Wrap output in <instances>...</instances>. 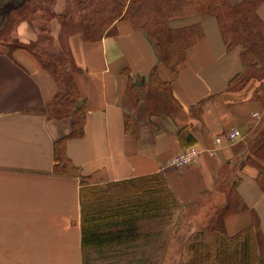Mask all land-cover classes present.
Wrapping results in <instances>:
<instances>
[{"label":"crops","instance_id":"obj_1","mask_svg":"<svg viewBox=\"0 0 264 264\" xmlns=\"http://www.w3.org/2000/svg\"><path fill=\"white\" fill-rule=\"evenodd\" d=\"M52 10L64 16L66 0H54ZM257 13L264 23V2ZM194 24L202 37L185 51L176 77L128 20L117 21L114 33L98 42L70 35L78 104L84 106L78 136H70L73 115L49 119L46 106L58 93L53 76L29 51L8 55L0 45V264H84L82 185L155 175L179 209L207 212L200 222L192 220L195 226H207L226 209L227 237L250 231L264 243V154L256 156L264 146V69L234 89L232 79L244 72L240 47L227 48L214 17L171 22L174 28ZM49 28L52 44L42 49L53 54L58 19ZM14 34L22 44L38 39L26 21ZM154 69L164 86L150 84ZM233 130L238 135L230 142L226 135ZM56 147L76 175L56 171ZM189 147L203 151L196 162L167 166ZM189 255L181 247L174 264ZM160 258L172 264L171 252Z\"/></svg>","mask_w":264,"mask_h":264},{"label":"trees","instance_id":"obj_2","mask_svg":"<svg viewBox=\"0 0 264 264\" xmlns=\"http://www.w3.org/2000/svg\"><path fill=\"white\" fill-rule=\"evenodd\" d=\"M10 1L11 7L6 9L5 5L0 10V45L8 55L16 49L29 51L53 76L58 93L46 106L48 116L49 119H61L73 115L70 136L81 134L84 112L83 104H78L80 95L73 78L78 69L67 44L70 35H79L86 43L98 42L114 33L117 21L128 20L134 28L144 32L154 47L158 62L176 77L185 63V51L202 37V30L199 24L174 28L171 22L193 15L211 16L216 19L227 48L238 46L241 49L244 72L232 79L234 89L248 81L252 60L264 64V23L257 13L264 0H66L64 16L54 14V0ZM54 18L61 25L56 55L42 49L52 44L49 23ZM22 21L37 31L35 42L22 44L13 35ZM150 76L151 85L164 86L158 80L157 69ZM61 153L56 147V171L76 175L77 169ZM256 154H264V146ZM260 182L264 183V166L260 167ZM116 188L119 190L117 197L114 194ZM157 196H165L177 207L164 181L156 175L105 185H82L79 200L83 253L124 244L127 234L135 233L137 222L163 210ZM226 212L222 209L211 217L203 234L188 246L190 255L180 264H264V243L258 240L259 237L254 240L250 231L226 236L223 228ZM204 241L209 242L208 245H204Z\"/></svg>","mask_w":264,"mask_h":264},{"label":"rangeland","instance_id":"obj_3","mask_svg":"<svg viewBox=\"0 0 264 264\" xmlns=\"http://www.w3.org/2000/svg\"><path fill=\"white\" fill-rule=\"evenodd\" d=\"M1 1L3 2V0ZM230 1L239 2L240 0ZM5 5L7 6L6 9H8L12 3L10 0L0 3V10ZM13 35L15 34L13 33ZM54 54L56 55L57 53ZM249 64L253 66L248 71V76L262 74L260 70L264 69V64H260V62L255 60H252ZM118 193L119 190L117 188L114 189L116 197ZM119 200L123 201L122 198H119ZM156 200L162 203L163 210L158 211L154 216L141 219L137 222L135 233L127 234V241L124 244H112L101 249L85 252L83 253V263L163 264V259L160 258V255L163 252L169 255V252H171L173 259L171 261L167 260L174 264L176 255L181 247L187 252L188 246L193 244L192 240L203 234L206 226H195L192 220H199L200 222L207 212L197 210L183 211L178 207H174L165 196H157ZM113 203L117 202L114 201ZM186 239H188L187 242ZM208 241L211 242L210 238ZM203 243L204 245H208L209 242L204 241ZM179 260L181 262V258L177 259V261Z\"/></svg>","mask_w":264,"mask_h":264},{"label":"built area","instance_id":"obj_4","mask_svg":"<svg viewBox=\"0 0 264 264\" xmlns=\"http://www.w3.org/2000/svg\"><path fill=\"white\" fill-rule=\"evenodd\" d=\"M237 135H238V132L233 130V131L228 132L226 136H227V139L230 142H232L234 139H236ZM217 141H220V139L218 138ZM202 152L203 151L199 149L198 147H189V148L183 149L182 151H180L179 153H177L175 156H173L167 161V166L180 168V167L190 165L196 162V160L198 159V157L201 155ZM210 153L214 154L215 151H211Z\"/></svg>","mask_w":264,"mask_h":264}]
</instances>
